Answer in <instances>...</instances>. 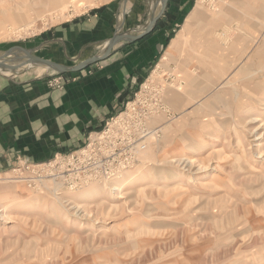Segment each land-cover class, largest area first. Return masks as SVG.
<instances>
[{
    "label": "rangeland",
    "instance_id": "rangeland-1",
    "mask_svg": "<svg viewBox=\"0 0 264 264\" xmlns=\"http://www.w3.org/2000/svg\"><path fill=\"white\" fill-rule=\"evenodd\" d=\"M195 4L194 29L175 27L173 46L98 129L49 159L13 155L0 167V264H264V0ZM91 5L0 0V56H24L22 48L68 67L92 59L58 40ZM41 67H0V75L28 73L61 93L80 78ZM211 134L190 158L189 147ZM184 155L197 162L172 163ZM141 174V185L112 191ZM173 175L193 184L152 182ZM18 197L50 210L20 206L6 220L4 205Z\"/></svg>",
    "mask_w": 264,
    "mask_h": 264
},
{
    "label": "crops",
    "instance_id": "crops-1",
    "mask_svg": "<svg viewBox=\"0 0 264 264\" xmlns=\"http://www.w3.org/2000/svg\"><path fill=\"white\" fill-rule=\"evenodd\" d=\"M90 2L81 18L59 32L64 48H74L72 52L85 58L102 57L112 41L121 38L105 59L75 72L80 78L64 93L50 90L45 80L29 78L28 73L15 78L0 75V167L11 163L13 155L43 161L84 140L130 98L170 44L175 27L181 23L182 30L194 29L190 24L199 12L195 0ZM131 36L138 38L126 39ZM103 43L107 44L96 50Z\"/></svg>",
    "mask_w": 264,
    "mask_h": 264
},
{
    "label": "bare ground",
    "instance_id": "bare-ground-1",
    "mask_svg": "<svg viewBox=\"0 0 264 264\" xmlns=\"http://www.w3.org/2000/svg\"><path fill=\"white\" fill-rule=\"evenodd\" d=\"M74 1V0H73ZM47 3V2H46ZM67 3V2H66ZM57 7V5H56ZM50 8V7H49ZM48 8V9H49ZM59 9V8H58ZM65 9V8H64ZM28 10V9H27ZM54 11V10H53ZM25 13V12H24ZM30 16V15H29ZM15 17V16H14ZM18 18H22V16H18ZM175 43V42H174ZM173 46V44L171 45V47ZM163 60H165V58H163ZM20 61V60H19ZM21 64H16V66H19V67H22V66H25L24 65V61H20ZM42 68L44 69H48L46 67H43ZM247 93V92H246ZM264 106V105H263ZM214 135H208V137L204 138V139H207L208 141H205V140H201L200 142H198L195 146H190L189 149H188V153L190 155V158L191 156H196L197 154H200V152H202V150L205 149L206 146H208V142L214 140ZM142 145H145V144H142ZM145 148H146V145H145ZM141 149H139L140 151ZM185 152V151H184ZM222 153L224 152L223 149H215V150H212L210 152L209 155H212V154H215V153ZM187 156V157H186ZM190 158L188 157V155H184L180 160L178 161H172V163H176V162H182L183 161H188L189 163L191 164H194L197 162V160H190ZM258 158H263V156H259ZM187 162V163H188ZM124 165V164H122ZM193 167V166H192ZM202 169V168H201ZM200 171V170H199ZM182 177V176H181ZM192 178H187L186 180L188 182L185 183L184 179L183 178H180L179 176L177 175H173L169 178H163V179H157V180H153L152 182H154V185H158V184H165V183H170V184H178V185H183V184H190L192 182L191 180ZM191 181V182H190ZM144 182V174H141V176H135V177H131V178H124L122 179L121 181L118 182V184L116 186H114L112 188V191L116 194H120L122 192H124L125 190L129 189L130 187H135V186H139L141 185L142 183ZM94 194V191L91 190V191H88L85 195L82 196V203L80 206H78L79 209H84L87 207V203H89V201L91 200L92 198V195ZM19 199L13 201V203H8L6 205H4L3 207V217L7 220L9 219L10 217V214L12 213L13 210L19 208L20 206H25L27 207L29 210L31 211H37V210H41V211H47V210H50V206L46 203H43V202H40L38 200H31V199H28L27 197H18ZM2 201L3 202H6L8 201V197L7 196H3L2 198ZM2 212V211H0ZM80 213V212H79ZM81 226V224H80Z\"/></svg>",
    "mask_w": 264,
    "mask_h": 264
},
{
    "label": "water",
    "instance_id": "water-1",
    "mask_svg": "<svg viewBox=\"0 0 264 264\" xmlns=\"http://www.w3.org/2000/svg\"><path fill=\"white\" fill-rule=\"evenodd\" d=\"M157 22V19L153 21V23H151L148 27V30L147 31H151L154 26H155V23ZM121 37H117L114 39V41H112L111 45L108 47V50L106 52V54L102 57H94L78 66H74V67H68V66H65V65H61V64H57V63H54L52 61H49V60H46L44 58H41V57H38V56H34L32 54V51L31 50H28V49H22V52L24 53V56H19L17 53H15L14 51L12 50H9L7 51L6 53L2 54L0 56V67L1 68H4V69H7V70H11L12 72H16V70H18L19 66H16V65H12L8 62V60H6V58L12 56V55H17L18 59L20 60H23L24 61V65H30V64H37V65H40V66H43V67H46L48 69H51L53 71H57L58 73H64V74H67V73H74V72H79V71H82L86 68H88L89 66H91L92 64L94 63H97L103 59H105L109 52H110V47L112 45H114L116 42H118V40L120 39ZM138 37H127L126 39L127 40H137Z\"/></svg>",
    "mask_w": 264,
    "mask_h": 264
},
{
    "label": "built area",
    "instance_id": "built-area-1",
    "mask_svg": "<svg viewBox=\"0 0 264 264\" xmlns=\"http://www.w3.org/2000/svg\"><path fill=\"white\" fill-rule=\"evenodd\" d=\"M137 149H138V150H137ZM139 149H141V150L145 149V145H142V144L138 145L137 148H136V150L139 151ZM124 163H125V162L123 161L122 164H124ZM108 166H109V167H108L109 169L106 171V173H107V174H110V162L108 163ZM121 166H122V165H121Z\"/></svg>",
    "mask_w": 264,
    "mask_h": 264
}]
</instances>
